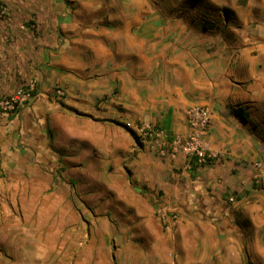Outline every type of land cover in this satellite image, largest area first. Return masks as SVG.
Listing matches in <instances>:
<instances>
[{"label":"crops","instance_id":"0c3cea01","mask_svg":"<svg viewBox=\"0 0 264 264\" xmlns=\"http://www.w3.org/2000/svg\"><path fill=\"white\" fill-rule=\"evenodd\" d=\"M155 1L159 9L117 0V15L97 28L54 16L38 65L28 63L32 99L0 112V264L55 260L56 210L73 212L57 199L75 196L123 201L136 213L132 228L165 209L178 228L208 232L211 264H264V0ZM181 2L191 11H168ZM209 12L235 29L178 24ZM192 106L210 115L202 138L214 155L195 170L182 153L160 152L189 133ZM140 123L166 139L141 142Z\"/></svg>","mask_w":264,"mask_h":264},{"label":"rangeland","instance_id":"374dc122","mask_svg":"<svg viewBox=\"0 0 264 264\" xmlns=\"http://www.w3.org/2000/svg\"><path fill=\"white\" fill-rule=\"evenodd\" d=\"M150 7L159 9L155 0H152ZM172 7L168 8L171 14L174 12L184 14L186 10L189 12L191 9L190 6L186 7L184 2ZM216 8L219 10L226 8L233 15L238 7ZM118 9L117 0H0V90L2 89L0 97L11 96L30 81H34L35 76L30 73L28 63L34 64L32 61H37L38 65L41 57L38 44L42 43L45 32L56 29L55 22L52 21L54 16L61 17L65 14L72 21L75 20L77 26L89 25L97 28L107 26L110 22L107 17L116 16ZM197 12L205 13L203 6H200ZM209 13L213 16L204 21L192 22L184 19L185 21L178 24L194 29L195 25H198L200 29L207 31L235 29V22L231 20V24H227L223 14ZM216 17L219 21L212 20ZM57 203L59 207L70 205L73 212L56 210L57 237L54 249L56 257L52 262L46 263H215V255L210 252L208 232L198 229L197 222L182 223L178 228L177 223H173L175 214L167 212L165 222L159 212H155L151 214L148 224L141 222L132 228L129 224L130 218L136 213L130 207H126L121 200L75 196L59 198ZM80 205L86 206L89 213L81 211L80 214ZM115 209L121 212L112 214V210ZM86 222L89 223L85 227ZM191 256H194L195 262Z\"/></svg>","mask_w":264,"mask_h":264},{"label":"built area","instance_id":"2783aa9c","mask_svg":"<svg viewBox=\"0 0 264 264\" xmlns=\"http://www.w3.org/2000/svg\"><path fill=\"white\" fill-rule=\"evenodd\" d=\"M34 91L35 82L32 80L13 95L1 97L0 112L9 114L17 111L32 99ZM54 94L59 98H63L64 96L61 88L55 89ZM185 116L189 133L186 136H175L165 145V149H162L160 152L162 155L167 154L170 157H174L180 152L187 159L188 165L189 161L193 160L198 167H202L207 160L214 156L208 152L202 138L210 124V115L205 107L192 106L186 110ZM134 135L141 142L155 143L166 139L163 129L157 127L155 124H137L134 128ZM159 214L163 221L166 222L167 211L161 209Z\"/></svg>","mask_w":264,"mask_h":264},{"label":"trees","instance_id":"16d2710c","mask_svg":"<svg viewBox=\"0 0 264 264\" xmlns=\"http://www.w3.org/2000/svg\"><path fill=\"white\" fill-rule=\"evenodd\" d=\"M240 111H241V109H238V111H235V115L242 118V119H245L244 116L240 113ZM207 164H208V160L203 166H206ZM189 165H190V168L192 170H195L196 168H198V166L195 164V162L193 160L189 161Z\"/></svg>","mask_w":264,"mask_h":264}]
</instances>
